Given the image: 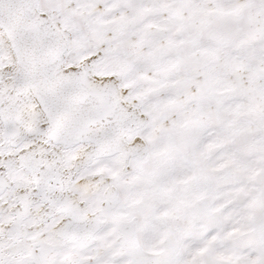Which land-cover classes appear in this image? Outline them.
Listing matches in <instances>:
<instances>
[{
    "label": "snow or ice",
    "instance_id": "6c2138e0",
    "mask_svg": "<svg viewBox=\"0 0 264 264\" xmlns=\"http://www.w3.org/2000/svg\"><path fill=\"white\" fill-rule=\"evenodd\" d=\"M0 264H264V0H0Z\"/></svg>",
    "mask_w": 264,
    "mask_h": 264
}]
</instances>
